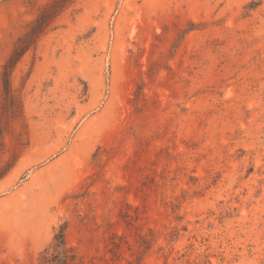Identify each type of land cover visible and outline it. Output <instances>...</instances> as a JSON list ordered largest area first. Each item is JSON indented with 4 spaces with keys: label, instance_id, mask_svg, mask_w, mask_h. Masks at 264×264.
Listing matches in <instances>:
<instances>
[{
    "label": "rangeland",
    "instance_id": "374dc122",
    "mask_svg": "<svg viewBox=\"0 0 264 264\" xmlns=\"http://www.w3.org/2000/svg\"><path fill=\"white\" fill-rule=\"evenodd\" d=\"M50 1L0 0V264H47L63 224L78 264H264V0H75L9 118Z\"/></svg>",
    "mask_w": 264,
    "mask_h": 264
},
{
    "label": "trees",
    "instance_id": "16d2710c",
    "mask_svg": "<svg viewBox=\"0 0 264 264\" xmlns=\"http://www.w3.org/2000/svg\"><path fill=\"white\" fill-rule=\"evenodd\" d=\"M75 0H51L38 13L37 17L30 23L27 30L17 38L13 49L3 65L1 81L3 85V104L4 112L7 117L12 119L24 118V111L21 98L15 93L12 85V74L22 57L31 49L37 47L39 40L44 36L56 19L74 2ZM27 127V125H25ZM5 123L0 122V131L3 134ZM19 142L23 141L22 132L19 133ZM10 165L9 168H11ZM3 173H0V179ZM67 224L61 225L55 234L53 252L46 251L44 262L52 264H78L76 254L66 242Z\"/></svg>",
    "mask_w": 264,
    "mask_h": 264
}]
</instances>
